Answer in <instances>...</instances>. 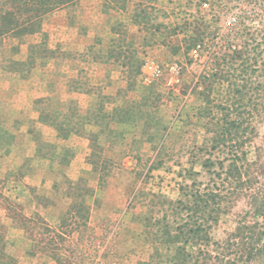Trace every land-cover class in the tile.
I'll use <instances>...</instances> for the list:
<instances>
[{
  "label": "rangeland",
  "instance_id": "374dc122",
  "mask_svg": "<svg viewBox=\"0 0 264 264\" xmlns=\"http://www.w3.org/2000/svg\"><path fill=\"white\" fill-rule=\"evenodd\" d=\"M38 24L0 39V264L147 261L144 219L219 184L226 150L211 139L226 116L255 130L244 144L254 180L209 236L255 222L264 0H77Z\"/></svg>",
  "mask_w": 264,
  "mask_h": 264
},
{
  "label": "trees",
  "instance_id": "16d2710c",
  "mask_svg": "<svg viewBox=\"0 0 264 264\" xmlns=\"http://www.w3.org/2000/svg\"><path fill=\"white\" fill-rule=\"evenodd\" d=\"M76 1L0 0V39L35 33L45 15ZM236 59H241V52L234 53L228 62L223 58L217 66L229 69ZM215 79L228 80L224 70ZM221 110L225 109L221 107ZM226 118L221 119L220 133L211 139L212 148L226 150L225 156L217 160L220 172L215 176L219 184L213 183L203 189L193 185L183 194L188 203L178 201L169 215L161 219L146 217V236L152 252L147 261L137 264H249L257 260L264 264V222L259 221V218L264 219V191L249 197L255 218L252 225L238 224L222 242L213 241L209 236V223H218L221 215L226 213L225 206L230 197L242 190H250L254 180L249 172L248 151L244 144L251 141L255 130L249 123L244 127L242 122ZM240 133L247 135L243 141H239Z\"/></svg>",
  "mask_w": 264,
  "mask_h": 264
}]
</instances>
